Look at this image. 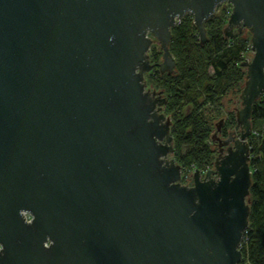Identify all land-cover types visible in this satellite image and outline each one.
<instances>
[{
	"label": "water",
	"instance_id": "95a60500",
	"mask_svg": "<svg viewBox=\"0 0 264 264\" xmlns=\"http://www.w3.org/2000/svg\"><path fill=\"white\" fill-rule=\"evenodd\" d=\"M221 3L222 35L250 34L239 133L216 119L184 185L148 51L171 73L170 29L189 14L204 43ZM263 89L264 0H0V264H238Z\"/></svg>",
	"mask_w": 264,
	"mask_h": 264
},
{
	"label": "trees",
	"instance_id": "16d2710c",
	"mask_svg": "<svg viewBox=\"0 0 264 264\" xmlns=\"http://www.w3.org/2000/svg\"><path fill=\"white\" fill-rule=\"evenodd\" d=\"M228 12L205 22L206 40L202 44L189 14L177 21L170 29L168 52L174 66L169 74H160L155 65L160 61V49L153 44L149 48L152 69L145 83L161 91L165 99L162 113L170 120L171 157L182 176L186 171L204 172L212 166L215 151L209 152L208 145L215 130L213 122L222 117L228 126L235 123L234 112L224 110L222 99L238 92L244 82L245 72L239 62L245 60L249 38L236 30L230 38L222 35ZM249 120L248 224L239 246L238 264H264V89L251 106Z\"/></svg>",
	"mask_w": 264,
	"mask_h": 264
},
{
	"label": "rangeland",
	"instance_id": "374dc122",
	"mask_svg": "<svg viewBox=\"0 0 264 264\" xmlns=\"http://www.w3.org/2000/svg\"><path fill=\"white\" fill-rule=\"evenodd\" d=\"M227 11H231V6L229 5V4H227V3H221L220 5H218L217 7H216V9H215V12H214V15L215 14H220L221 16H224V14L227 12ZM225 26V25H224ZM242 31V33H243V35H245V36H248V38L250 37V34L247 32V30H241ZM235 32V29H233L232 30V34ZM152 38V37H151ZM152 44L153 45H155V46H157L158 47V44L156 43V41H153L152 42ZM159 48V47H158ZM150 50V49H149ZM149 52L150 51H148V57H149ZM251 52L249 51V47H248V50H247V53H246V55H245V59L246 60H250V58H251ZM160 62V61H159ZM146 75H147V73L146 74H144V81H145V77H146ZM242 86H243V84H241V86H240V88H239V91L238 92H236V93H232V92H230L226 97H224L223 99H222V102H223V104H224V102H225V104H224V110L227 112H234L236 109H239V107H240V100H239V93H240V90H241V88H242ZM145 88L146 89H149V90H152V89H150V88H148V86L146 85V83H145ZM232 108H234V109H232ZM222 118V117H221ZM215 132V131H214ZM188 172L186 171L185 172V174H187ZM185 181V180H184Z\"/></svg>",
	"mask_w": 264,
	"mask_h": 264
},
{
	"label": "flooded vegetation",
	"instance_id": "af4514ba",
	"mask_svg": "<svg viewBox=\"0 0 264 264\" xmlns=\"http://www.w3.org/2000/svg\"><path fill=\"white\" fill-rule=\"evenodd\" d=\"M235 122V121H234ZM226 122L224 121L223 119V122L222 124L220 125L219 127V132L215 131L214 134L216 135V137L220 140V141H223L227 138V133L228 132H232L233 133V137L231 138V140L233 141L234 139H236L238 137V133H239V130L238 128L236 127L235 123L234 125H226L225 124ZM213 146V149L215 151V155L217 154V147L212 145Z\"/></svg>",
	"mask_w": 264,
	"mask_h": 264
},
{
	"label": "built area",
	"instance_id": "2783aa9c",
	"mask_svg": "<svg viewBox=\"0 0 264 264\" xmlns=\"http://www.w3.org/2000/svg\"><path fill=\"white\" fill-rule=\"evenodd\" d=\"M230 12H228V15H229ZM193 169L190 170L187 174H184L182 176V172H181V183H182V179L185 180V183H182L184 185H190L191 184V173H192ZM242 241V239H241Z\"/></svg>",
	"mask_w": 264,
	"mask_h": 264
}]
</instances>
